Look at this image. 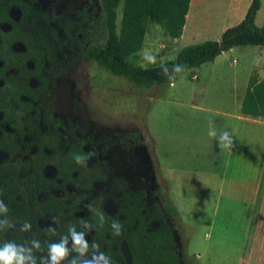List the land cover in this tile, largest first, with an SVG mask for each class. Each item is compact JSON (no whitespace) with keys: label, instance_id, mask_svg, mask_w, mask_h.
Returning a JSON list of instances; mask_svg holds the SVG:
<instances>
[{"label":"flooded vegetation","instance_id":"flooded-vegetation-1","mask_svg":"<svg viewBox=\"0 0 264 264\" xmlns=\"http://www.w3.org/2000/svg\"><path fill=\"white\" fill-rule=\"evenodd\" d=\"M104 16L102 0H0V153L12 157L0 165L14 163L22 176L40 175L29 192L17 195L20 202L24 201L26 223L31 225L27 238L19 225L24 223L17 210L7 216L0 215V220L13 225L10 242L26 246V257L31 251L28 264L32 261L31 241L35 237L42 246V254L35 264H49V244L59 243L63 237H67L69 254L61 264L73 261L82 264L100 252L110 257L112 264H127L123 242H127L131 253L132 249L126 236L142 241L160 227L158 212L154 211L152 218L146 210L147 205L156 206L160 201L155 193L157 176L152 170L148 186L135 190L126 180L114 177L111 180L115 188L108 187V195L102 197L99 192L107 188L106 179L111 174L109 163L104 160L101 149L81 133L68 137L57 113L52 116V126L58 128L56 133L34 131L32 136L22 135L20 129L10 124L14 114L23 118L29 113L44 123L45 98L50 85L47 72L50 37L62 39L68 50L75 51L76 57L86 59L81 54V45L87 48L107 35ZM116 144L124 149L134 147ZM76 155L87 158L86 166L77 164ZM0 201H5L1 194ZM114 221L121 226L120 235L113 234ZM85 224L89 227H84ZM73 226L77 232H84L89 243L83 256L73 247L69 234ZM8 228L4 230L7 242ZM114 250L121 252L123 258H114ZM134 263L137 264L135 259Z\"/></svg>","mask_w":264,"mask_h":264},{"label":"crops","instance_id":"crops-1","mask_svg":"<svg viewBox=\"0 0 264 264\" xmlns=\"http://www.w3.org/2000/svg\"><path fill=\"white\" fill-rule=\"evenodd\" d=\"M252 2L192 0L182 35L171 38L173 50L177 48L179 56L186 41L201 35L207 36L205 40L220 39L244 19ZM203 9L213 10L217 18H202ZM256 24H264V0ZM253 73L258 81L264 80V47L234 46L152 96L154 104L146 118L160 173L179 217L201 222L211 215V228L218 219L235 227L243 241L236 254L238 264H264V119L242 111ZM157 108L160 113L154 112ZM210 121L217 137L223 131L233 134V147L222 150L218 139L209 137ZM193 234L187 237V246Z\"/></svg>","mask_w":264,"mask_h":264},{"label":"rangeland","instance_id":"rangeland-1","mask_svg":"<svg viewBox=\"0 0 264 264\" xmlns=\"http://www.w3.org/2000/svg\"><path fill=\"white\" fill-rule=\"evenodd\" d=\"M205 1L223 3L224 0ZM123 2L124 0H121L117 8L118 30L122 19ZM200 14L205 19L217 18L213 10L203 9ZM206 38V35H201L194 41H186L185 44L200 42ZM146 40L147 43L139 52L143 66L148 67L153 64L146 58L147 56L155 58L159 56L162 61L175 59L178 56V49L173 50L174 43L171 37L164 34V28L160 24H150ZM49 44L50 63L47 72L50 85L45 98L44 123L42 125L39 117L36 118L34 114L29 113L23 118L14 114L10 117V124L20 129L22 135L32 136L34 131L37 134H39L38 131L42 134L56 133L58 128L52 126V116L57 113L68 137L73 138L76 133H81L83 137L101 149L104 160L109 163L111 174L106 179L107 188L99 192L102 197L108 195V187L115 188L111 180L114 177L126 180L135 187V190L138 187L148 186L147 180L151 170L157 176V181L168 192V183L157 170L159 165L155 158L154 141L146 126L148 112L154 104L150 98L159 94L160 87L136 86L125 77L106 71L94 61L86 60L79 55L76 57L75 51L68 50L62 39L58 37H50ZM168 87L169 84L164 87V92ZM154 112L160 113L158 108ZM8 113L5 115L7 116ZM1 117L2 114L0 119ZM35 119L38 120L35 121ZM157 121H160L159 117ZM124 129L141 131L151 147L134 145L131 150L117 147L116 141L111 136ZM11 158L10 155L0 153V162ZM171 201L176 210L173 200ZM176 212L182 225L183 235L176 234V242L178 248L185 254L183 263L238 264V255L243 249V241L235 227L228 224L222 225L218 219L217 226L211 228L209 226L211 215L209 220L206 217L199 222L191 217L181 218L177 210ZM191 233L196 236L187 246V237L189 238ZM206 233L210 234V237H205ZM199 254L201 257L197 262L196 256Z\"/></svg>","mask_w":264,"mask_h":264},{"label":"trees","instance_id":"trees-1","mask_svg":"<svg viewBox=\"0 0 264 264\" xmlns=\"http://www.w3.org/2000/svg\"><path fill=\"white\" fill-rule=\"evenodd\" d=\"M192 0H124L120 28L117 25V8L121 0H102L104 19L107 29L106 37L85 48L81 45V54L96 62L106 71L122 76L144 88L160 87L161 95L164 87L183 73L198 68L206 62L214 61L222 52L238 45L253 44L264 47V24H256V16L261 7V0H253L244 19L237 25L227 28L220 39L205 40L182 47L176 59L162 61L158 56L155 62L145 67L141 63L139 52L145 44L150 24H160L164 34L171 38L180 37L183 33ZM184 66L183 72H173V65ZM167 74L165 73V67ZM169 76L174 79L170 80ZM242 111L250 117L264 119V80L258 81L256 73L251 75L243 101ZM122 146H150L141 131L121 130L111 136ZM156 158V157H155ZM157 161V160H156ZM155 161V162H156ZM157 165V162H156ZM160 173V168L157 169ZM20 169L14 163L0 165L1 192L7 215L15 210L21 215L20 220L26 223L24 201L17 199L18 194L27 193L37 184L40 175L32 176L19 173ZM161 174V173H160ZM155 193L159 195L156 206H146L148 215L152 218L154 211L158 212L159 229L147 234L140 241L132 235H127L132 253L137 264H182L185 254L178 248L175 233L182 236V225L167 190L158 182ZM18 208V209H16ZM6 226H0V246L7 243L4 238ZM35 237V241H36ZM32 240V239H31ZM40 245V244H39ZM32 259L36 260L42 254V246H32ZM22 255L26 256V246ZM119 252V251H118ZM112 251L114 258L122 257L121 252ZM149 259V261H144ZM32 264V261L29 263ZM69 264H73L69 262Z\"/></svg>","mask_w":264,"mask_h":264},{"label":"clouds","instance_id":"clouds-1","mask_svg":"<svg viewBox=\"0 0 264 264\" xmlns=\"http://www.w3.org/2000/svg\"><path fill=\"white\" fill-rule=\"evenodd\" d=\"M149 61L155 62L154 56L146 57ZM165 67V73L167 74V68ZM173 72H183L184 66L180 64L173 65ZM169 79H174L173 76H169ZM209 137L217 138L219 142V147L223 149H230L233 147V134L229 131H223L218 137L217 132L214 127L213 122H209ZM86 157L81 155H76L75 160L77 164H84L86 166ZM91 205L89 208L91 209ZM7 207L3 201H0V215L7 216ZM101 220H103V216H100ZM0 226L12 227L13 225L7 220H0ZM84 227H89L88 224H85ZM113 229L114 235L121 234V226L118 222L114 221L111 225ZM31 228L29 223L23 224V230L27 231ZM54 231V229H53ZM69 234L72 237L73 247L76 251H78L82 256L85 255L89 248V243L85 239L84 232H77L76 228L70 227ZM31 243L39 248L38 241H31ZM67 237H63L59 243L49 244L48 246V255H49V264H61V261L65 260L69 254V250L67 248ZM96 247V245H93ZM25 250L23 245H17L13 242H7L0 246V264H26V260L28 257L22 255L21 252ZM32 264H35L34 258L32 259ZM73 264L75 262L73 261ZM82 264H112L110 257L106 256L103 252L92 255L91 259H85L82 261Z\"/></svg>","mask_w":264,"mask_h":264},{"label":"water","instance_id":"water-1","mask_svg":"<svg viewBox=\"0 0 264 264\" xmlns=\"http://www.w3.org/2000/svg\"><path fill=\"white\" fill-rule=\"evenodd\" d=\"M19 225L23 228L22 224H19ZM12 228H13V226L9 227L7 229V231H6V238L8 239L9 242H10L9 234H10V231L12 230ZM24 232H25V235H26V238H27V231L24 230ZM27 241H28V239H27ZM122 250H123L124 256L126 258L127 264H135L134 263V259H133V255H132V253H131V251L129 249V246H128L127 242H123ZM30 254H31V251L29 250L28 255H27L28 259L26 260V264H28V261L30 259Z\"/></svg>","mask_w":264,"mask_h":264},{"label":"built area","instance_id":"built-area-1","mask_svg":"<svg viewBox=\"0 0 264 264\" xmlns=\"http://www.w3.org/2000/svg\"><path fill=\"white\" fill-rule=\"evenodd\" d=\"M197 77V75H194V78H196Z\"/></svg>","mask_w":264,"mask_h":264}]
</instances>
